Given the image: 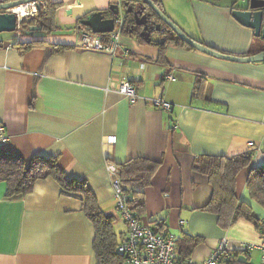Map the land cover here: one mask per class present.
I'll return each mask as SVG.
<instances>
[{
	"label": "crops",
	"instance_id": "0c3cea01",
	"mask_svg": "<svg viewBox=\"0 0 264 264\" xmlns=\"http://www.w3.org/2000/svg\"><path fill=\"white\" fill-rule=\"evenodd\" d=\"M5 1L11 0H0ZM61 2L57 31L20 38L16 34L14 43L0 40V124L9 135L0 151L27 163L37 155L59 156L67 177L85 180L102 212L114 218L119 241L128 227L116 211L108 165L135 159L159 163L139 215L144 224L163 223L162 234L177 240L184 234L202 238L190 256L198 263L227 238L233 257L217 264H230V258L261 264L257 248L243 250L245 244L261 242L252 223L240 219L224 229L216 214L203 210L214 189L193 165L201 155L252 153L251 166L237 175L236 195L264 219V209L247 189L252 168L264 166V63H232L167 45L165 65L158 62L159 42H141L135 35L122 36L114 55L86 49L79 43L78 20L108 10L117 0L51 1ZM241 3L192 0L196 27L189 36L232 55L259 52L253 31L232 17V8ZM66 8L72 9L70 17ZM33 42L41 44L22 50ZM53 45L68 48L49 55ZM122 49L129 50V56ZM198 77L207 84L202 95L195 96ZM122 81L136 87L138 101L132 103L117 92ZM148 99H164L173 109H158ZM6 193V183L0 182V264H97L94 225L82 201L64 195L57 181L39 180L23 197L7 198ZM115 228H121L120 233Z\"/></svg>",
	"mask_w": 264,
	"mask_h": 264
},
{
	"label": "trees",
	"instance_id": "16d2710c",
	"mask_svg": "<svg viewBox=\"0 0 264 264\" xmlns=\"http://www.w3.org/2000/svg\"><path fill=\"white\" fill-rule=\"evenodd\" d=\"M51 1L43 0L36 16H27L23 19L20 25L21 34L24 36L28 35L27 32L32 27H41V32L43 33H52L58 30L57 10L63 7L64 4L62 2L51 3ZM152 1L159 8H162V0ZM76 29L81 33H92L89 28L81 24L80 19L77 22ZM36 33L38 32H35L33 35ZM124 35H135L143 42L141 35L130 31L129 26H124L122 36ZM170 35H168L169 39L166 42L157 43L161 53L158 62L165 65H168V63L163 50L167 45H177L186 47L189 50H195L180 40L173 31H170ZM40 44L38 42L28 43L22 47V50L27 51ZM3 47V43L0 42V48ZM67 48L63 46H49V55L55 52L61 53ZM77 48L80 49L79 47ZM206 84L207 79L198 77L193 95H202ZM252 159V153L231 157L201 155L195 159L193 167L197 172L209 177L214 189L213 197L203 208L204 211L216 214L219 224L224 229H228L232 224L240 219H244L252 223L261 234L263 232L264 219H260L252 207L248 203L239 200L236 195L237 175L243 169L251 166ZM159 165V163L147 159H135L116 166L119 171L122 191L127 198L131 211L138 216L145 208L146 190L151 187ZM46 178H53L57 181L64 195L82 201L83 211L95 228L93 248L97 264H121L122 259L117 253L120 241L114 231V218L102 212L96 196L85 180L68 178L59 166V156L46 157L37 155L27 163L18 155L0 151V182L6 183L7 198L23 197L30 194L36 182ZM247 189L249 197L264 209V166L252 168L247 178ZM158 225L157 227H151L158 233H164V224L160 223ZM202 241L203 239L198 236L184 234L182 238L177 240V260L180 262L188 260L193 249ZM228 256L233 257V255L227 253L226 257ZM230 259V264L241 262H243L242 264H246L244 261L239 262L236 260L232 262Z\"/></svg>",
	"mask_w": 264,
	"mask_h": 264
},
{
	"label": "built area",
	"instance_id": "2783aa9c",
	"mask_svg": "<svg viewBox=\"0 0 264 264\" xmlns=\"http://www.w3.org/2000/svg\"><path fill=\"white\" fill-rule=\"evenodd\" d=\"M32 6H36V4L26 6L29 13H31L28 16H34V13H36V10L33 12ZM13 12L18 15V30L16 34L20 38V25L24 18L22 19L16 10H13ZM114 22L115 29L109 34L82 32L79 35L80 45L86 49L107 52L112 55L116 54L121 49L120 40L124 24L123 19L120 17L115 18ZM122 51L123 55L129 56V50L122 49ZM167 79L173 81L174 77L169 75ZM117 92L132 103L140 99L136 87L128 81H122ZM147 102L161 110L171 112L173 109L172 104L164 99H148ZM8 142V131L4 125L0 124V147ZM107 169L113 177L112 187L115 192L116 211L128 227L127 234L117 247V253L122 259L121 264H217L226 258L229 250V241L227 238H223L216 249L202 263H198L192 258L184 262L178 261L177 238L171 234L158 233L149 225L144 224L141 218L130 209L127 198L121 188L118 168L114 164H109ZM260 237L261 242L259 245L245 244L243 250L251 252L257 248L262 255L261 264H264V224Z\"/></svg>",
	"mask_w": 264,
	"mask_h": 264
},
{
	"label": "water",
	"instance_id": "95a60500",
	"mask_svg": "<svg viewBox=\"0 0 264 264\" xmlns=\"http://www.w3.org/2000/svg\"><path fill=\"white\" fill-rule=\"evenodd\" d=\"M43 0H11L0 2V34L1 33H16L18 30V15L13 12L20 6H28L30 4H36L37 9H40L39 3ZM145 2L152 11L159 17L161 21L168 24V27L176 34V36L191 46L193 49L202 52L206 55L220 59L227 62L238 64H252V63H264V50L255 55H232L224 54L218 50H215L207 45L201 44L197 40L189 37L181 29L170 22L162 13L160 8L152 0H141ZM239 2V1H238ZM79 4V1H78ZM110 10L114 16H119V6L112 5ZM66 14L71 15L72 9L66 8ZM232 17L240 25L245 28L251 29L255 39L258 41V45L264 47V0H244L242 5L234 6L232 8ZM81 24L89 28L94 34H109L115 29L114 18L105 17L102 11H97L83 16L80 19ZM160 29V25H158ZM158 29V30H159ZM146 27L144 28V32ZM41 27H32L28 35H33L35 32H41ZM144 35V34H143ZM149 37V34H146ZM151 40H149L150 42Z\"/></svg>",
	"mask_w": 264,
	"mask_h": 264
},
{
	"label": "flooded vegetation",
	"instance_id": "af4514ba",
	"mask_svg": "<svg viewBox=\"0 0 264 264\" xmlns=\"http://www.w3.org/2000/svg\"><path fill=\"white\" fill-rule=\"evenodd\" d=\"M41 3L42 2L39 3L40 8H41ZM112 5L119 6V11H120L119 16L113 15L112 11L110 10ZM38 10L39 9H37V12ZM102 12L107 18H114V19L119 17L122 18L124 26H129L130 31H133V33L135 34L139 33L142 38L147 39L148 41L152 40L157 42H166V40L169 39L168 35H170L171 29L168 27H164L159 17L152 11V9L145 2L141 0H117L115 4H111L109 6L108 10H104ZM158 25H160V29L158 28L159 27ZM145 27L146 30L144 32ZM147 33L149 34V37H147L146 35ZM255 41H256L255 45L259 46V52L263 51L264 47L258 45L257 39H255Z\"/></svg>",
	"mask_w": 264,
	"mask_h": 264
},
{
	"label": "rangeland",
	"instance_id": "374dc122",
	"mask_svg": "<svg viewBox=\"0 0 264 264\" xmlns=\"http://www.w3.org/2000/svg\"><path fill=\"white\" fill-rule=\"evenodd\" d=\"M241 2L242 0H240V3ZM162 3H163L162 8H160V10L170 22H172L175 26L181 29L188 36L190 35L189 33L195 31L196 14L195 11L193 10L194 7L192 5V0H162ZM238 5H242V3ZM32 8L36 10V13H34V16H36L38 14L36 6H32ZM76 13L78 12H75V14ZM161 23L163 24L164 27H168V24L164 23L163 21ZM15 35L16 33H1L0 40L14 43L16 40ZM189 37L193 38L192 36ZM115 229L117 233H120L121 228H119L120 230H118L117 228ZM259 254H260V262H261L262 255L260 252Z\"/></svg>",
	"mask_w": 264,
	"mask_h": 264
},
{
	"label": "bare ground",
	"instance_id": "6f19581e",
	"mask_svg": "<svg viewBox=\"0 0 264 264\" xmlns=\"http://www.w3.org/2000/svg\"><path fill=\"white\" fill-rule=\"evenodd\" d=\"M34 10H33V12H34ZM16 11L20 14V16H21L22 19L25 18L26 16H28L29 14H31V13H29V10L26 7H24V6H20L19 8H17ZM2 147L3 146L0 147V150H1Z\"/></svg>",
	"mask_w": 264,
	"mask_h": 264
}]
</instances>
